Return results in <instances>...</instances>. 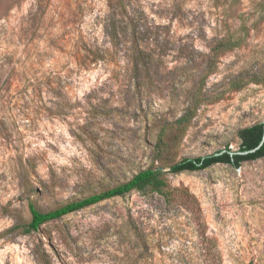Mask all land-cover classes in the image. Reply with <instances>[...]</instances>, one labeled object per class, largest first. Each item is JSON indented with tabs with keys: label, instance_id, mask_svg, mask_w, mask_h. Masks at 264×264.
<instances>
[{
	"label": "rangeland",
	"instance_id": "rangeland-1",
	"mask_svg": "<svg viewBox=\"0 0 264 264\" xmlns=\"http://www.w3.org/2000/svg\"><path fill=\"white\" fill-rule=\"evenodd\" d=\"M111 2L0 0V264H145L143 230L156 264H198L205 235L223 264H264V158L167 173L200 213L188 197L132 193L12 231L30 222L31 204L51 210L154 164L238 151L237 132L264 121V85L228 91L182 137L169 131L170 153L155 162L217 41L244 38L220 56L208 90L264 69V0Z\"/></svg>",
	"mask_w": 264,
	"mask_h": 264
},
{
	"label": "trees",
	"instance_id": "trees-1",
	"mask_svg": "<svg viewBox=\"0 0 264 264\" xmlns=\"http://www.w3.org/2000/svg\"><path fill=\"white\" fill-rule=\"evenodd\" d=\"M121 5V6H120ZM111 8L122 10L127 9V3L125 0H115L111 2ZM135 19V18H133ZM137 20V19H136ZM134 22V20H131ZM114 22V27H116ZM112 33L113 37L117 38L116 28ZM136 44V42L134 43ZM244 44V38H236L230 36L217 41L212 47L207 60V67L205 71L198 76V81L190 94L189 105L185 110V113L174 123L167 124L159 135L158 143L155 148L154 161L163 162L165 155L170 153L171 141L168 139L169 131L175 132V138L182 137L190 127L194 119L198 116V113L202 106L207 103H215L223 99L226 92L231 90H241L250 84L264 85V69L259 72L253 73H241L232 78L228 83L227 90L216 92L207 89V80L210 73L216 69L219 58L222 54L228 51H232L241 47ZM138 45V44H137ZM139 48V47H138ZM142 53L143 51H140ZM237 136L240 140L238 151H232L229 147L218 151L208 156L199 157H185L179 161H174L168 164H162L143 169L136 173L131 179L126 180L112 188L103 190L98 193H94L86 198L70 201L57 208L51 210H41L33 204L30 205L31 220L29 223L20 225L12 229L22 230L23 234H30L39 231L41 227L49 222L56 221L64 218L70 214L82 211L86 208L95 206L101 202L126 197L132 193H140L141 195H160L164 199L172 204L177 196L188 197L191 203L195 206H199L196 197L189 192L186 188L173 189L169 183L167 173L182 174L185 172H197L200 170L208 169L217 164H229L233 167H240L243 163L249 161H255L264 158V145L255 153L240 154L256 148L262 142L264 138V122H258L249 127L240 129L237 132ZM232 153H234L232 155ZM169 169V171H166ZM200 213V208H197ZM200 224V223H198ZM134 231H139V224L135 221L128 224ZM139 237L142 241L143 259L145 264H156L154 261V240L151 239V235L146 230L139 231ZM204 259L198 264H223L222 257L220 255L217 241L214 238L205 235V247H204Z\"/></svg>",
	"mask_w": 264,
	"mask_h": 264
},
{
	"label": "water",
	"instance_id": "water-1",
	"mask_svg": "<svg viewBox=\"0 0 264 264\" xmlns=\"http://www.w3.org/2000/svg\"><path fill=\"white\" fill-rule=\"evenodd\" d=\"M264 122V121H263ZM264 145V138L262 140V142L260 143V145H258L256 148L245 151V152H240V154H250V153H255L256 151H258L262 146ZM234 153H232L233 155Z\"/></svg>",
	"mask_w": 264,
	"mask_h": 264
}]
</instances>
